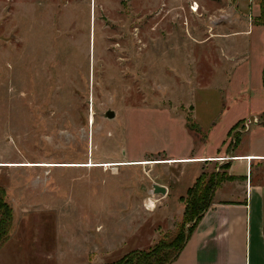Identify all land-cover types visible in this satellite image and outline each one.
Wrapping results in <instances>:
<instances>
[{
    "label": "rangeland",
    "instance_id": "374dc122",
    "mask_svg": "<svg viewBox=\"0 0 264 264\" xmlns=\"http://www.w3.org/2000/svg\"><path fill=\"white\" fill-rule=\"evenodd\" d=\"M263 111L264 0H0L1 264H114L170 242L194 179L223 169L174 158L228 151Z\"/></svg>",
    "mask_w": 264,
    "mask_h": 264
},
{
    "label": "crops",
    "instance_id": "0c3cea01",
    "mask_svg": "<svg viewBox=\"0 0 264 264\" xmlns=\"http://www.w3.org/2000/svg\"><path fill=\"white\" fill-rule=\"evenodd\" d=\"M254 116L259 120L250 125L242 120L245 116L240 118L239 141L236 140L234 147L230 145L228 151L213 156L174 158H212L199 162H220L223 169L212 205L198 222L179 257L171 264H264V111L261 114L250 113L246 117ZM201 175H196L193 185ZM159 184L167 188V194H162L163 199L154 197L151 201L164 203L170 196L171 187L167 182ZM184 197L180 200V208L175 209L181 223L186 211ZM19 263L22 264L20 256Z\"/></svg>",
    "mask_w": 264,
    "mask_h": 264
},
{
    "label": "trees",
    "instance_id": "16d2710c",
    "mask_svg": "<svg viewBox=\"0 0 264 264\" xmlns=\"http://www.w3.org/2000/svg\"><path fill=\"white\" fill-rule=\"evenodd\" d=\"M239 126L240 123L235 125L230 133L232 135L236 132L237 141H239V137H237ZM221 177L220 171L216 170L211 174L204 171L197 182L188 190L187 195L183 198L186 203L183 222L175 231L174 238L170 242L161 239L155 247L135 250L114 264H171L174 262L186 246L198 222L212 205ZM195 221V224H191ZM14 228V207L8 199L6 188L0 184V252L11 240Z\"/></svg>",
    "mask_w": 264,
    "mask_h": 264
},
{
    "label": "bare ground",
    "instance_id": "6f19581e",
    "mask_svg": "<svg viewBox=\"0 0 264 264\" xmlns=\"http://www.w3.org/2000/svg\"><path fill=\"white\" fill-rule=\"evenodd\" d=\"M199 4V3H198ZM194 10H199V8H198V5H197V7H195V9ZM204 160H212V158H210V159H199V160H191V159H188V160H185V159H183V161H204ZM213 160H215L214 158H213ZM158 161V160H157ZM220 161V160H219ZM170 163V162H172L171 160H167V161H162V162H156V161H151V160H144V161H138V162H134L133 164H137V165H139V164H151V163ZM175 162H176V160H175ZM120 164H126V163H123V162H119ZM127 164H130V163H128L127 162ZM87 165H94V163L93 164H87ZM113 165H116V163H107V166H113Z\"/></svg>",
    "mask_w": 264,
    "mask_h": 264
},
{
    "label": "water",
    "instance_id": "95a60500",
    "mask_svg": "<svg viewBox=\"0 0 264 264\" xmlns=\"http://www.w3.org/2000/svg\"><path fill=\"white\" fill-rule=\"evenodd\" d=\"M115 113L113 111L108 113V117H110L111 119L115 117ZM153 193L154 194H167V188L165 186H162L160 184H153ZM195 222L191 223V224H195Z\"/></svg>",
    "mask_w": 264,
    "mask_h": 264
},
{
    "label": "built area",
    "instance_id": "2783aa9c",
    "mask_svg": "<svg viewBox=\"0 0 264 264\" xmlns=\"http://www.w3.org/2000/svg\"><path fill=\"white\" fill-rule=\"evenodd\" d=\"M256 121H257V120H256ZM256 121H255V122H256ZM250 124H251V123L249 122V124H248V125H250Z\"/></svg>",
    "mask_w": 264,
    "mask_h": 264
}]
</instances>
